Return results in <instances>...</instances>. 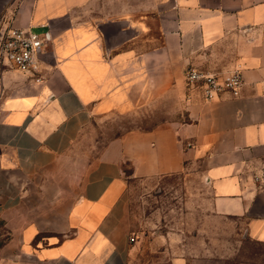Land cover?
<instances>
[{
  "label": "crops",
  "instance_id": "0c3cea01",
  "mask_svg": "<svg viewBox=\"0 0 264 264\" xmlns=\"http://www.w3.org/2000/svg\"><path fill=\"white\" fill-rule=\"evenodd\" d=\"M96 9L140 21L96 26ZM3 17L51 25L54 39L41 80L0 66V264H140L125 165L139 179L195 175L207 189L194 255L176 247L166 264H230L243 242L264 249V0H0ZM190 66L239 67L240 94L205 99ZM136 112L160 120L92 159L75 152L96 118Z\"/></svg>",
  "mask_w": 264,
  "mask_h": 264
},
{
  "label": "rangeland",
  "instance_id": "374dc122",
  "mask_svg": "<svg viewBox=\"0 0 264 264\" xmlns=\"http://www.w3.org/2000/svg\"><path fill=\"white\" fill-rule=\"evenodd\" d=\"M90 20L101 25L108 18L133 19L134 14L124 12L111 16L94 11ZM102 15V16H101ZM160 112L133 114H110L101 116L84 130L76 142L75 152L89 159L97 156L103 147L114 137L130 129H149L147 124L160 120ZM189 166H200L199 163ZM126 169L131 171L130 165ZM195 175H172L158 178L128 180L130 197V220L132 230L139 240L138 262L166 264L176 253V247L184 255L192 257V233L199 221H202V208L197 204L204 202L207 189L197 181ZM1 240V239H0ZM236 246L234 242V247ZM236 249L230 264H247L251 261L264 263V249L259 244L243 242ZM135 259L133 264L135 263Z\"/></svg>",
  "mask_w": 264,
  "mask_h": 264
},
{
  "label": "built area",
  "instance_id": "2783aa9c",
  "mask_svg": "<svg viewBox=\"0 0 264 264\" xmlns=\"http://www.w3.org/2000/svg\"><path fill=\"white\" fill-rule=\"evenodd\" d=\"M53 39L51 25L37 30L31 26L14 25L12 17L1 18L0 66L8 61L16 69L30 74L36 80H41L43 78L42 65ZM185 79L189 85L200 88L205 99H211L221 92H229L237 96L244 83L239 67L222 73L207 72L190 66L185 71Z\"/></svg>",
  "mask_w": 264,
  "mask_h": 264
},
{
  "label": "trees",
  "instance_id": "16d2710c",
  "mask_svg": "<svg viewBox=\"0 0 264 264\" xmlns=\"http://www.w3.org/2000/svg\"><path fill=\"white\" fill-rule=\"evenodd\" d=\"M124 172H125V174H126V177H127V180H129L130 178H132L133 177V171H132V168H131V171H128L127 169H126V165L124 166ZM5 233V232H4ZM7 238H8V235L7 234H5L3 237H0V247L3 245V243L7 240Z\"/></svg>",
  "mask_w": 264,
  "mask_h": 264
}]
</instances>
